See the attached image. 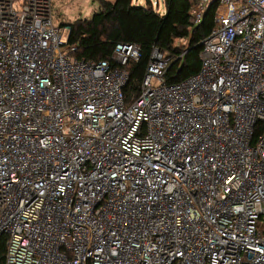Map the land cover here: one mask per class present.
<instances>
[{
    "label": "built area",
    "instance_id": "built-area-1",
    "mask_svg": "<svg viewBox=\"0 0 264 264\" xmlns=\"http://www.w3.org/2000/svg\"><path fill=\"white\" fill-rule=\"evenodd\" d=\"M53 2L0 0V264H264V0H193L199 73L156 48L134 97Z\"/></svg>",
    "mask_w": 264,
    "mask_h": 264
},
{
    "label": "trees",
    "instance_id": "trees-1",
    "mask_svg": "<svg viewBox=\"0 0 264 264\" xmlns=\"http://www.w3.org/2000/svg\"><path fill=\"white\" fill-rule=\"evenodd\" d=\"M97 10L90 18L78 19L70 28L69 44L77 46L75 55L82 60H110L117 45L136 44L142 56L129 63L127 97L139 94L148 73L154 49L171 58L164 78L167 84L182 82L199 73L203 42L211 34L218 5L212 4L203 21L195 26L193 0H164L166 12L141 6L135 0H96ZM184 43V47L179 46ZM262 131L257 130L256 137ZM4 245H1L0 252Z\"/></svg>",
    "mask_w": 264,
    "mask_h": 264
},
{
    "label": "rangeland",
    "instance_id": "rangeland-1",
    "mask_svg": "<svg viewBox=\"0 0 264 264\" xmlns=\"http://www.w3.org/2000/svg\"><path fill=\"white\" fill-rule=\"evenodd\" d=\"M140 1L146 2L147 6H151L153 9L161 12L165 8L164 0H150V5L148 4V0ZM96 6H98V4L94 1H89V3H86L85 1L80 0H54V25L57 27H64L63 25H67L81 18L84 19L88 15L90 18L92 16H90V14L97 10ZM184 45L186 44H179L181 47H184ZM154 82L156 83V81Z\"/></svg>",
    "mask_w": 264,
    "mask_h": 264
},
{
    "label": "crops",
    "instance_id": "crops-1",
    "mask_svg": "<svg viewBox=\"0 0 264 264\" xmlns=\"http://www.w3.org/2000/svg\"><path fill=\"white\" fill-rule=\"evenodd\" d=\"M80 1H85L86 3H89V1H94V2H96L95 0H80ZM96 3L98 4V2H96ZM97 7H98V6H96V8H97ZM159 12H160L161 14H165V12H166V8H164L162 12H161V11H159ZM93 13H94V12H93ZM93 13H92V14H93ZM92 14H90V16H91ZM88 16H89V15H88ZM88 16L85 17V18H89ZM83 18H84V17H83ZM85 18H84V19H85Z\"/></svg>",
    "mask_w": 264,
    "mask_h": 264
}]
</instances>
